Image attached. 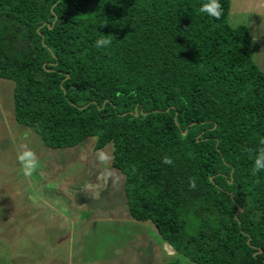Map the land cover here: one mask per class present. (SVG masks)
Masks as SVG:
<instances>
[{
  "label": "trees",
  "instance_id": "16d2710c",
  "mask_svg": "<svg viewBox=\"0 0 264 264\" xmlns=\"http://www.w3.org/2000/svg\"><path fill=\"white\" fill-rule=\"evenodd\" d=\"M204 2L0 0V78L47 148L112 145L129 216L191 264H264V72Z\"/></svg>",
  "mask_w": 264,
  "mask_h": 264
},
{
  "label": "rangeland",
  "instance_id": "374dc122",
  "mask_svg": "<svg viewBox=\"0 0 264 264\" xmlns=\"http://www.w3.org/2000/svg\"><path fill=\"white\" fill-rule=\"evenodd\" d=\"M229 24L244 25L264 72V0H230ZM15 83L0 78V264H151L179 260L151 222L128 213L125 177L112 145L96 137L71 149L47 148L16 123ZM24 151L38 167L25 175Z\"/></svg>",
  "mask_w": 264,
  "mask_h": 264
},
{
  "label": "clouds",
  "instance_id": "9594fccd",
  "mask_svg": "<svg viewBox=\"0 0 264 264\" xmlns=\"http://www.w3.org/2000/svg\"><path fill=\"white\" fill-rule=\"evenodd\" d=\"M198 11L208 17L219 19L223 10L219 0H206V2L199 6ZM111 42L112 41L108 38V36L101 34V37L94 41V47L96 49H104L107 48ZM260 145L262 146L258 147L252 161L253 174L264 171V139L260 140ZM20 159L22 161H26L25 175H29L33 169L38 167V161L31 152L24 151L21 154ZM163 163L169 164L171 161L165 157Z\"/></svg>",
  "mask_w": 264,
  "mask_h": 264
}]
</instances>
